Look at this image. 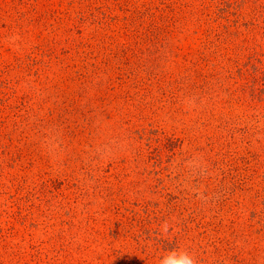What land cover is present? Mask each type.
I'll return each instance as SVG.
<instances>
[{"label":"rangeland","instance_id":"374dc122","mask_svg":"<svg viewBox=\"0 0 264 264\" xmlns=\"http://www.w3.org/2000/svg\"><path fill=\"white\" fill-rule=\"evenodd\" d=\"M173 251L264 264V0H0V264Z\"/></svg>","mask_w":264,"mask_h":264},{"label":"clouds","instance_id":"9594fccd","mask_svg":"<svg viewBox=\"0 0 264 264\" xmlns=\"http://www.w3.org/2000/svg\"><path fill=\"white\" fill-rule=\"evenodd\" d=\"M161 264H196L192 255L187 252L177 253L173 251L161 260Z\"/></svg>","mask_w":264,"mask_h":264},{"label":"trees","instance_id":"16d2710c","mask_svg":"<svg viewBox=\"0 0 264 264\" xmlns=\"http://www.w3.org/2000/svg\"><path fill=\"white\" fill-rule=\"evenodd\" d=\"M81 15H82V18H84V17H83V14H81ZM202 16H203L204 18H210V13L207 12V11H205V12L203 13ZM123 49H124V50L122 51V55L125 54V50H127L128 48H123ZM116 54H117V53H116ZM185 61L188 62V63H192V62H194L192 58H191V59H185ZM76 71H78V70H76ZM78 73L81 74V72H78ZM6 237H7V235H5L4 240L6 239ZM4 240H3V241H4Z\"/></svg>","mask_w":264,"mask_h":264}]
</instances>
